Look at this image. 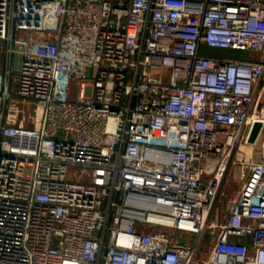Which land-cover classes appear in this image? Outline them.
<instances>
[{
    "label": "built area",
    "instance_id": "obj_1",
    "mask_svg": "<svg viewBox=\"0 0 264 264\" xmlns=\"http://www.w3.org/2000/svg\"><path fill=\"white\" fill-rule=\"evenodd\" d=\"M0 39V264H264V0H0Z\"/></svg>",
    "mask_w": 264,
    "mask_h": 264
},
{
    "label": "rangeland",
    "instance_id": "obj_2",
    "mask_svg": "<svg viewBox=\"0 0 264 264\" xmlns=\"http://www.w3.org/2000/svg\"><path fill=\"white\" fill-rule=\"evenodd\" d=\"M200 51L203 54L211 53L212 56H219V57L249 58L251 55V52L245 49H236L229 47H209L207 45H203ZM4 56H5V42L4 40L0 39V64L2 63ZM233 169H237V167H234ZM232 170L224 182L223 190L217 203L218 206L217 218L219 221L223 219V217L227 212L228 199L231 198L234 195L232 193H235L239 188L238 180L234 175L235 171ZM211 238H212L211 234H208L203 244V252L205 256L206 253L208 252ZM197 239H198V235L192 233H186L182 237V241L185 243L196 242Z\"/></svg>",
    "mask_w": 264,
    "mask_h": 264
},
{
    "label": "crops",
    "instance_id": "obj_3",
    "mask_svg": "<svg viewBox=\"0 0 264 264\" xmlns=\"http://www.w3.org/2000/svg\"><path fill=\"white\" fill-rule=\"evenodd\" d=\"M207 55H210V56H212L211 55V53L210 54H207ZM245 150H246V152H247V154L249 155V156H251V157H253V158H259L260 157V152H259V149L258 148H256L255 146H246L245 147ZM232 171H235V177L236 178H238V168L237 169H233ZM237 192V191H236ZM236 192L235 193H232V194H236ZM233 195V196H234Z\"/></svg>",
    "mask_w": 264,
    "mask_h": 264
},
{
    "label": "water",
    "instance_id": "obj_4",
    "mask_svg": "<svg viewBox=\"0 0 264 264\" xmlns=\"http://www.w3.org/2000/svg\"><path fill=\"white\" fill-rule=\"evenodd\" d=\"M260 127H261V123H260V122H256L255 125H254V127H253V129H252V132H251V134H250V138H249V140H250L251 142H253V141L256 140L257 135H258L259 130H260Z\"/></svg>",
    "mask_w": 264,
    "mask_h": 264
}]
</instances>
